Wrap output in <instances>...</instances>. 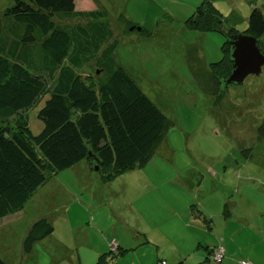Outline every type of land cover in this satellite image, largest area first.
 Here are the masks:
<instances>
[{
	"label": "rangeland",
	"instance_id": "rangeland-1",
	"mask_svg": "<svg viewBox=\"0 0 264 264\" xmlns=\"http://www.w3.org/2000/svg\"><path fill=\"white\" fill-rule=\"evenodd\" d=\"M90 1L109 15L119 40L118 64L173 125L143 164L119 176L104 178L105 172L92 171L86 161L53 174L22 211L0 219V257L8 264H97L96 247L114 257L112 245L122 241L135 248L127 262L146 264L157 243L168 254L194 255L220 245L227 250L220 240L226 237L236 240L231 250L253 253L257 261L229 256L232 264H264V68L260 76L222 91L211 66L226 57V37L186 25L203 0ZM211 1L229 20L225 29L248 30L247 0ZM252 1L264 13V0ZM8 5L13 2L0 0V18ZM122 18L144 31L124 33L132 27ZM55 22L81 20L57 17ZM259 48L264 51V36ZM93 72L88 67L87 73ZM49 98L24 115L0 121V132L19 131L27 123L40 134L44 124L38 114ZM203 205L214 215L211 236L182 244L180 220L199 216ZM44 218L55 231L26 254L25 238ZM97 222L99 232L88 228Z\"/></svg>",
	"mask_w": 264,
	"mask_h": 264
},
{
	"label": "trees",
	"instance_id": "trees-1",
	"mask_svg": "<svg viewBox=\"0 0 264 264\" xmlns=\"http://www.w3.org/2000/svg\"><path fill=\"white\" fill-rule=\"evenodd\" d=\"M10 1L13 5L0 18V121L24 115L50 98L38 114L44 124L40 134L34 135L27 123L19 131L0 132V219L22 211L53 174L74 168L91 152L104 178L143 164L173 125L116 61L119 40L106 11L95 9L90 0ZM57 17L81 22L58 24ZM228 21L211 0H203L186 25L202 33L238 35L234 28L225 29ZM248 24L243 34L257 38L259 46L264 13L258 5ZM223 50L226 57L211 66L218 81L231 73L227 41ZM88 67L94 72L87 73ZM54 231L48 219L34 223L24 240L25 253ZM219 247L209 252L212 264L226 259L224 248L222 262L215 261ZM115 252L114 257L102 255L97 264H115L109 262L127 250ZM0 264L8 263L0 257Z\"/></svg>",
	"mask_w": 264,
	"mask_h": 264
},
{
	"label": "crops",
	"instance_id": "crops-1",
	"mask_svg": "<svg viewBox=\"0 0 264 264\" xmlns=\"http://www.w3.org/2000/svg\"><path fill=\"white\" fill-rule=\"evenodd\" d=\"M259 1H261V0H259ZM247 4H248L250 11L252 10L253 6H255L252 0H247ZM262 4H263L262 6L264 8V2ZM240 12H241V14L246 15V13H244L241 10H237V11L235 10V13H240ZM225 171H227V170H225ZM203 208H202V213L199 216L188 218V219L182 218L180 220V222H179L181 225L180 230L182 233H185V236H186L184 238V240L182 241V244H185V245L187 244V246H189V242L191 241L190 239L192 237L198 238V237H201V236L206 235V234L211 236V232H212L211 230H213L212 229V227H213V223H212L213 218L212 217H214V215H212V213L205 211L206 205H203ZM175 216L179 217L178 214H175ZM92 225L94 227L88 226V228L89 229L93 228L95 231L102 228V225H100L98 222L93 223ZM114 230H115V228H114ZM97 232H99V231H97ZM220 240L227 245L226 259L222 264H226V263L232 264V261H230L229 256H231V257L234 256L235 258L245 257L249 261H251L252 263L257 262L254 259L253 253H252V257H251L250 252L246 253L245 251H241V252H243V254H240L238 252V249L237 250H231L230 249L231 244L236 243V240H234L233 238L228 239L225 237V238H222ZM146 242L152 246H155L151 241L147 240ZM199 244H200V241H199ZM202 246L203 245L200 244L199 248H202ZM155 247H156V250L154 248H152V250H151V252H152L151 254H153L154 257L152 258L151 262H148L146 264H158V261H160V260L167 262V264H212L211 262H209V259H208L209 255L211 253L210 248H212V247L202 248L204 251L202 249L201 250L198 249V254H194V255H191V254L181 255L180 253L168 254L167 252L164 251V249H162L161 243H157V246H155ZM97 248L99 249V251L97 250L98 251L97 254L100 255L99 258L102 255L107 254V253H103V249L101 248V246L96 247V249ZM127 248H128L127 245H125V243L122 241L120 242V245H117V250L122 249V250H127V252L123 256H121L119 258V260H117V263H115V264H128L129 262H127L128 260H126V259H128V258L133 259V257L131 255L134 253L135 248L134 249H127ZM185 249L187 250L188 248L186 247ZM112 251H110V252H112ZM131 252H133V253H131ZM182 256L185 257V259H182L183 258ZM132 261L133 260H131L130 262H132ZM190 261H192L193 263ZM133 264H134V262H133ZM135 264H143V263L138 261L137 263L135 262Z\"/></svg>",
	"mask_w": 264,
	"mask_h": 264
},
{
	"label": "water",
	"instance_id": "water-1",
	"mask_svg": "<svg viewBox=\"0 0 264 264\" xmlns=\"http://www.w3.org/2000/svg\"><path fill=\"white\" fill-rule=\"evenodd\" d=\"M136 29L142 31L140 27H132L130 31ZM226 41L232 66L229 76L219 78L222 91L229 85H243L249 76H260L264 68V54L259 49L257 38L238 34L227 36ZM86 162L92 171L99 172L100 160L92 152L87 156Z\"/></svg>",
	"mask_w": 264,
	"mask_h": 264
},
{
	"label": "built area",
	"instance_id": "built-area-1",
	"mask_svg": "<svg viewBox=\"0 0 264 264\" xmlns=\"http://www.w3.org/2000/svg\"><path fill=\"white\" fill-rule=\"evenodd\" d=\"M112 250L117 251V244L112 245ZM224 252H225L224 247H221V246L216 250L215 255H214V259L217 263H221L222 260L224 259ZM163 264H165V263H163ZM241 264H251V263L250 262H241Z\"/></svg>",
	"mask_w": 264,
	"mask_h": 264
}]
</instances>
